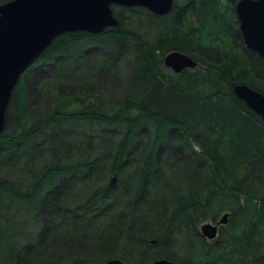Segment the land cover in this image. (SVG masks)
Segmentation results:
<instances>
[{
    "label": "trees",
    "instance_id": "obj_1",
    "mask_svg": "<svg viewBox=\"0 0 264 264\" xmlns=\"http://www.w3.org/2000/svg\"><path fill=\"white\" fill-rule=\"evenodd\" d=\"M186 1L113 4L118 25L59 35L24 71L0 135V264H264V120L233 89L264 93V55L221 0ZM169 47L200 65L168 72Z\"/></svg>",
    "mask_w": 264,
    "mask_h": 264
},
{
    "label": "water",
    "instance_id": "obj_2",
    "mask_svg": "<svg viewBox=\"0 0 264 264\" xmlns=\"http://www.w3.org/2000/svg\"><path fill=\"white\" fill-rule=\"evenodd\" d=\"M142 6L158 15L171 11L174 0H8L0 4V135L6 124V112L14 89L24 71L66 32L96 34L119 24L112 5ZM237 20L246 46L264 55V0H238ZM164 63L175 72L200 65L182 50H171ZM234 93L264 120V93L246 83H235ZM229 212L216 221L200 225L202 235L214 239L219 226L228 222ZM156 243L157 239H152ZM103 264H126L113 257ZM152 264H188L168 258Z\"/></svg>",
    "mask_w": 264,
    "mask_h": 264
},
{
    "label": "rangeland",
    "instance_id": "obj_3",
    "mask_svg": "<svg viewBox=\"0 0 264 264\" xmlns=\"http://www.w3.org/2000/svg\"><path fill=\"white\" fill-rule=\"evenodd\" d=\"M191 1V0H190ZM195 1L196 0H194V4H195ZM222 2V7L220 8V10H219V8H218V10H219V13L220 14H222V15H224L225 16V19H226V21L228 22V31L233 35V37H236L237 35H236V32H237V30L236 29H238L239 30V27H238V24L237 23H234V12H233V8L231 7V6H229L228 5V3H227V1L226 0H221ZM177 3L179 4V2L177 1ZM177 3L175 2V0H174V5H177ZM187 3H189V1L187 0L186 2H185V4L184 5H186ZM203 3H205V4H211V3H213V0H203ZM0 4H2V3H0ZM202 3L200 2V0H199V4H196V8H198L199 9V6L201 5ZM174 5H173V8H174ZM180 5V4H179ZM207 5H205V6H207ZM123 6H126V5H123ZM181 6V5H180ZM205 6H201V7H205ZM144 9H147L146 7H143ZM173 8L171 9V11L173 10ZM170 11V12H171ZM169 12V13H170ZM142 13V12H141ZM168 14V13H167ZM141 17H140V19H141V21L142 22H145V20L147 19L143 14H141L140 15ZM151 19V18H150ZM235 20H236V17H235ZM133 26V25H132ZM133 27H135V29L136 30H138L139 32H141L142 34H143V36L145 37V38H147V39H149V40H153L154 39V35H155V33H154V30L152 31V32H150L149 31V29H148V27H147V25H145V23L144 24H141V25H134ZM240 31V30H239ZM84 32V31H83ZM86 33H88V32H86ZM240 34H241V32H240ZM97 41V40H96ZM96 41H94L93 43H92V47H91V49L94 47V48H99V47H97L98 45L97 44H95V42ZM89 47V46H88ZM175 48H172V47H169V49L168 50H165V52L167 53V52H169V51H171V50H174ZM180 50V49H179ZM163 66L165 67V69L168 71V72H172L171 70H169V69H167L166 68V66L164 65V63H163ZM44 67V66H43ZM42 67V68H43ZM78 67V66H77ZM20 81V80H19ZM132 112H134V110H132ZM7 115V114H6ZM7 118V117H6ZM7 120V119H6ZM24 187H26L25 185H24ZM24 205L26 204V203H23ZM23 204H21L19 207H17L18 209H21V210H23V212H27L26 211V209H25V206L27 205H23ZM27 207V206H26ZM28 210V209H27ZM30 216V215H29ZM31 217L32 216H30V218H28V221H29V219H30V221L32 220L31 219ZM18 217H16V222H19L18 221ZM20 220V219H19ZM30 221L28 222V223H30ZM207 221H215V220H212V219H206V220H204V221H202L201 223H200V225L202 224V223H204V222H207ZM199 225V226H200ZM29 227H30V225H29ZM28 228V227H27ZM26 231H29L28 229H26ZM30 234V233H29ZM30 241V239H28V242ZM158 242V241H157ZM157 242L156 243H152V242H149L151 245L150 246H153V245H155V244H157ZM188 242H189V240L187 239V238H185V237H182V238H180V239H178V241L176 242V244H175V251H176V253L178 254V255H180V254H182V252L183 251H185V249H184V247L185 248H187V244H188ZM145 248V247H144ZM119 258H121V257H119ZM121 259H123V260H125L124 258H121ZM159 259V258H158ZM171 260H173V259H171ZM175 260H177V261H182V260H180V259H175ZM126 261V260H125ZM184 261V260H183ZM63 262V261H62ZM185 262V261H184ZM67 264V263H66ZM103 264V263H102Z\"/></svg>",
    "mask_w": 264,
    "mask_h": 264
},
{
    "label": "flooded vegetation",
    "instance_id": "obj_4",
    "mask_svg": "<svg viewBox=\"0 0 264 264\" xmlns=\"http://www.w3.org/2000/svg\"><path fill=\"white\" fill-rule=\"evenodd\" d=\"M237 1L238 0H234L233 1V5H234V10H235V17H236V20H235V17H234V23H237L238 24V27H239V22H238V20H237V13H236V3H237ZM190 2H193L194 3V0H191ZM189 2V3H190ZM195 3H196V1H195ZM186 5H188V3L186 4ZM185 5V6H186ZM184 6H182L181 8H183ZM239 30H240V28H239ZM241 32V31H240ZM242 35V34H241ZM243 38V37H242ZM244 41V40H243ZM246 45V44H245ZM192 68H194V67H192ZM174 71V70H173ZM176 73H179V72H176Z\"/></svg>",
    "mask_w": 264,
    "mask_h": 264
},
{
    "label": "bare ground",
    "instance_id": "obj_5",
    "mask_svg": "<svg viewBox=\"0 0 264 264\" xmlns=\"http://www.w3.org/2000/svg\"><path fill=\"white\" fill-rule=\"evenodd\" d=\"M184 52V51H183ZM239 83H243V82H239ZM247 84V83H246ZM249 85V84H248ZM257 90V89H256Z\"/></svg>",
    "mask_w": 264,
    "mask_h": 264
}]
</instances>
